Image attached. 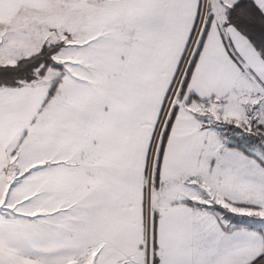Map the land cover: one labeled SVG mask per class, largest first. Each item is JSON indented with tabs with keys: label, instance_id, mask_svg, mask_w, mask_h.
<instances>
[{
	"label": "snow or ice",
	"instance_id": "1",
	"mask_svg": "<svg viewBox=\"0 0 264 264\" xmlns=\"http://www.w3.org/2000/svg\"><path fill=\"white\" fill-rule=\"evenodd\" d=\"M0 264H264V0H0Z\"/></svg>",
	"mask_w": 264,
	"mask_h": 264
}]
</instances>
